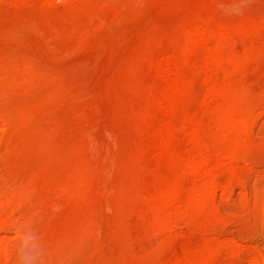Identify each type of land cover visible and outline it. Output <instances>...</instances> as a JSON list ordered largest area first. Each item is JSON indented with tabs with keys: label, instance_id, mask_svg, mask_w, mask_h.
Instances as JSON below:
<instances>
[{
	"label": "rangeland",
	"instance_id": "obj_1",
	"mask_svg": "<svg viewBox=\"0 0 264 264\" xmlns=\"http://www.w3.org/2000/svg\"><path fill=\"white\" fill-rule=\"evenodd\" d=\"M223 1L227 2V6L216 10L213 13L215 17L247 19L264 12V0ZM98 2L101 0H52L48 3L43 0L24 3L0 1L1 49L15 54L33 55L41 64L54 69L62 78L59 81H63L67 87L81 77L79 79L83 78L90 89L86 98H63L62 103L50 104L43 113H39L38 128L41 125V130L47 131L48 127L53 126L52 123H58L60 130L40 135L38 128L24 129L22 137H19L21 149L1 164L0 178L11 174L17 167L42 166L50 154L58 157V161L48 169L54 175L70 172L73 166L89 159L97 161L93 152H85L79 146L85 139L80 134L81 126L83 120L88 119L95 122L96 138L105 153L109 154L110 162L107 160L106 165L115 193L119 192L120 186H130L133 180L139 179L142 184L150 180L149 171H144L136 163L138 155L150 168L156 167L158 163L159 149L147 150L148 140L143 142L147 138L145 127L148 122L145 116L157 114L160 119H169V116L158 112L146 95L150 86H160L168 76L161 70L158 75L150 70L148 64L142 61L141 53L146 43L154 38L163 41V47L157 49L156 57L168 53L179 23L195 10L208 8L211 0L139 2L132 12L118 16L111 14L110 19L115 24L93 32L84 47L65 39L53 40L50 33L53 25L62 26L66 21H74L80 10L88 9ZM10 30L15 32V38L5 36ZM113 33H118L115 35L118 39L113 37ZM249 40L258 42L254 37ZM252 41H239L236 49L241 51ZM79 65L85 69L83 76H79V69L75 68ZM192 72L191 68L186 70L188 74ZM247 72L251 87L262 91L264 67ZM199 83H196L195 88L201 91L203 87ZM51 90L53 87L50 83L33 82L22 89L8 90L2 98L6 101L35 100ZM186 106L192 112L201 110L193 103ZM257 112L262 113L255 122L248 148L252 160L249 163L239 162L247 172L242 175L245 185L235 184L232 194L228 196L218 189L215 201L209 208L210 212L220 213L224 217L223 221L211 226L179 222L166 234L159 235L150 226L153 212L140 202L131 207L133 203L118 196L114 205L109 207L89 201L77 203L52 191L48 204L37 199L33 205L17 212L14 218L21 223L41 219L45 236L50 241H62L79 227L82 216L95 211L102 219L104 231L99 235H83L49 253L46 247L35 243V234L29 240L18 241L15 227L11 226L5 233L15 249L11 259L2 264H146L153 254H158V260H168L210 240L233 241L236 245L234 251L222 252L212 264H251L255 256L264 262V210L254 216L243 203L245 198L255 194H259L264 202V140L261 135L264 110L259 108ZM191 147L187 139H181L174 149L185 155ZM160 172L172 176L163 165ZM223 172L221 170L220 179L226 181L229 175ZM196 181L195 176L187 175L185 186L189 188ZM201 219L202 216L197 217L196 223ZM49 254L55 261L47 262Z\"/></svg>",
	"mask_w": 264,
	"mask_h": 264
},
{
	"label": "bare ground",
	"instance_id": "obj_2",
	"mask_svg": "<svg viewBox=\"0 0 264 264\" xmlns=\"http://www.w3.org/2000/svg\"><path fill=\"white\" fill-rule=\"evenodd\" d=\"M13 1L24 3L36 0ZM43 1L48 3L52 0ZM146 1L101 0L88 9L80 10L74 21H66L62 26L53 25L50 33L54 41L65 39L84 47L93 32L115 24L110 19L111 14L118 16L132 12L137 3ZM238 1L232 0L233 3ZM225 6L226 1L211 0L208 8L195 10L179 23L168 53L156 57V51L163 47V41L155 38L146 43L141 53L142 61L148 64L150 70L157 75L161 70L168 76L160 86H150L146 95L158 112L169 116V119H160L157 114L145 116L148 125L145 127L147 138L143 142L148 140L147 150L159 149L158 163L150 168L140 155L136 156V163L144 171H149L150 180L144 184L139 179L133 180L130 186H120L119 192L115 193L106 165L107 160L110 162L109 154L105 153L96 138L95 122L84 119L80 134L85 139L79 146L85 152H93L97 161L89 159L73 166L70 172L54 175L48 169L58 161V157L50 154L42 166L17 167L11 174L0 178V264L11 259L14 253L15 246L5 233L11 226L15 227L18 241L29 240L35 234V243L46 247L49 253L83 235H99L104 231L102 219L95 211L82 216L79 227L62 241H50L45 236L41 219L21 223L14 218L17 212L33 205L37 199L48 204L52 191L77 203L89 201L110 207L118 196L133 203L131 207L140 202L153 212L150 226L159 235L166 234L179 222L211 226L224 220L220 213L210 212L209 208L215 201L218 189L228 196L232 194L235 184L245 185L242 175L247 172L239 162L249 163L252 160L248 155L249 140L255 122L262 113L258 114L257 110H264V89L256 91L247 81L248 70L258 71L264 67V40H261L264 38V12L247 19L213 15ZM116 34L113 33V37ZM5 36L15 38L16 34L10 30ZM253 37L258 39L257 43L249 40ZM239 41H252V44L238 51L236 45ZM75 68L79 69V76L84 75L82 65ZM188 68L192 69L191 74L186 73ZM79 78L67 87L63 81H59L62 78L54 69L41 64L33 55L15 54L0 48V166L21 149L19 137H22L24 129L33 127L37 130V116L50 104L62 103L63 98L67 97L86 98L90 94L83 78ZM198 81L203 87L201 91L195 88ZM33 82L50 83L53 90L35 100L6 101L2 98L8 90L22 89ZM192 103L201 110H188L186 105ZM52 125L47 131H42L43 127L39 125L38 133L52 134L60 130L58 123ZM261 135L264 140V123ZM181 139H187L192 144L185 155L174 149ZM162 165L172 176L161 174ZM221 170L229 175L226 181L220 179ZM187 175L197 179L189 188L185 186ZM33 199L35 202H32ZM243 203L254 216L264 210V202L259 194L245 198ZM201 216L202 219L196 223V218ZM235 247L233 241L210 240L168 260H158V254H153L146 264H212L222 252L234 251ZM46 260L48 263L55 261L50 254ZM251 264L264 262L255 256Z\"/></svg>",
	"mask_w": 264,
	"mask_h": 264
}]
</instances>
